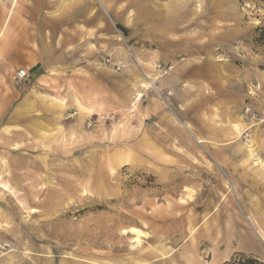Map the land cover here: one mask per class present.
<instances>
[{
  "label": "rangeland",
  "instance_id": "obj_1",
  "mask_svg": "<svg viewBox=\"0 0 264 264\" xmlns=\"http://www.w3.org/2000/svg\"><path fill=\"white\" fill-rule=\"evenodd\" d=\"M7 10L0 264L264 262V0Z\"/></svg>",
  "mask_w": 264,
  "mask_h": 264
},
{
  "label": "bare ground",
  "instance_id": "obj_2",
  "mask_svg": "<svg viewBox=\"0 0 264 264\" xmlns=\"http://www.w3.org/2000/svg\"><path fill=\"white\" fill-rule=\"evenodd\" d=\"M10 13H12V12H10ZM9 17V16H8ZM6 20V19H5ZM1 34V33H0ZM135 102V101H134ZM230 131H232L233 133H241V128H240V125L238 124V123H236V122H232V124L230 125ZM200 141V140H199ZM250 153H251V151H250ZM131 232V233H134L135 234V236L133 237V239H132V245L133 246H138L139 245V243H140V234L142 233L138 228H136V227H130L128 230H126V229H122V233H127V232ZM192 232V231H191ZM261 236V235H260ZM263 236V235H262ZM262 238V237H261ZM263 239V238H262ZM189 250V249H188ZM193 250V249H192ZM195 250H193V252H194ZM192 252V251H191ZM185 253V252H184ZM186 254V253H185ZM191 254V253H190ZM193 255V254H192ZM168 255H165L164 257H167ZM186 259V258H185ZM185 259H184V261H185ZM188 259V258H187ZM189 261H190V259H189Z\"/></svg>",
  "mask_w": 264,
  "mask_h": 264
},
{
  "label": "trees",
  "instance_id": "obj_3",
  "mask_svg": "<svg viewBox=\"0 0 264 264\" xmlns=\"http://www.w3.org/2000/svg\"><path fill=\"white\" fill-rule=\"evenodd\" d=\"M221 264H264V262L256 257L236 255L231 259L224 261Z\"/></svg>",
  "mask_w": 264,
  "mask_h": 264
},
{
  "label": "crops",
  "instance_id": "obj_4",
  "mask_svg": "<svg viewBox=\"0 0 264 264\" xmlns=\"http://www.w3.org/2000/svg\"><path fill=\"white\" fill-rule=\"evenodd\" d=\"M9 10V9H8ZM8 10H7V12H8ZM5 13L4 15H3V19H2V24H1V28H0V36L2 35V33H3V31L5 30V28L8 26V23L10 22V19H11V17H10V14H9V12L8 13ZM9 16V17H8ZM12 16V15H11ZM6 19V20H5ZM229 130H230V126H229ZM232 132V131H231ZM233 133V132H232ZM199 141V140H198ZM201 141V140H200ZM253 145V144H252ZM245 148H246V153L248 154V155H254V148H253V150L251 151V153H250V146L249 145H247V146H245ZM256 232V234L261 238V240H263L264 241V234L263 233H261V232H259V230H257V231H255ZM261 235V236H260ZM263 235V236H262Z\"/></svg>",
  "mask_w": 264,
  "mask_h": 264
},
{
  "label": "built area",
  "instance_id": "obj_5",
  "mask_svg": "<svg viewBox=\"0 0 264 264\" xmlns=\"http://www.w3.org/2000/svg\"><path fill=\"white\" fill-rule=\"evenodd\" d=\"M156 68L160 71L164 70L165 67H161L159 64L156 65ZM249 109V108H248ZM248 109L246 111H248Z\"/></svg>",
  "mask_w": 264,
  "mask_h": 264
}]
</instances>
